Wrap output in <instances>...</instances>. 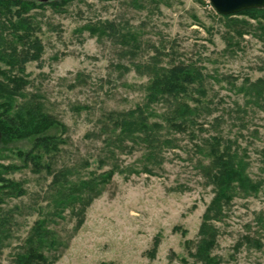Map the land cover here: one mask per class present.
Segmentation results:
<instances>
[{
  "label": "rangeland",
  "instance_id": "obj_1",
  "mask_svg": "<svg viewBox=\"0 0 264 264\" xmlns=\"http://www.w3.org/2000/svg\"><path fill=\"white\" fill-rule=\"evenodd\" d=\"M28 12L39 22L44 52L41 59L25 64L23 96L10 100L16 107L25 97L35 98L66 130L54 154L34 150L40 154L38 169L25 158L33 137L0 142V264H15L39 222L48 231L43 253L49 264L50 229L59 245L54 264H200L190 256L194 245L187 242L198 240L214 191L201 170L208 159L196 148L198 141L188 133L171 132L178 147L159 151L152 165L141 140L112 146L114 155L108 156L109 133L102 123L109 111L145 104L151 76L137 66L195 62L203 67L207 95L193 91L186 100L194 105L191 98L199 97L210 107V114L203 110L199 121L204 129L194 128L198 140L214 134L213 119L222 116L221 132L238 139L247 152L249 173L261 177L264 110L245 103L231 83L264 77V37L247 34L237 53L226 50L225 28L209 0H71L59 8L40 5ZM105 20L137 40L124 45L84 29ZM243 107L246 112L234 111ZM150 109L152 121L168 126V102ZM111 169L112 176L100 182ZM60 171L66 172L68 186L98 182L91 193H75L87 205L77 201L60 207L57 187L52 186ZM260 216L264 219V188L257 195L234 198L217 222L220 232L213 253L223 258L222 264H264ZM246 235L258 238L262 248L237 249Z\"/></svg>",
  "mask_w": 264,
  "mask_h": 264
},
{
  "label": "trees",
  "instance_id": "obj_2",
  "mask_svg": "<svg viewBox=\"0 0 264 264\" xmlns=\"http://www.w3.org/2000/svg\"><path fill=\"white\" fill-rule=\"evenodd\" d=\"M70 1L0 0V142L8 145L15 139L33 137V147L26 152L25 158L33 162L37 169L40 168V154L34 153V150H39L38 152L50 150V155L54 154L62 142L61 133L66 130V126L57 116L45 112L42 104L35 98L26 100L25 97L24 102L16 107L12 105L10 98L15 95L23 96L22 89L27 84L24 76L25 64L41 59L44 52V45L37 33L40 30L39 22L32 15H28V11L40 5L59 8ZM217 16L225 28L222 37L227 43L226 50L232 54L241 49L240 40L245 35H257L259 32V37H264V8L245 9L231 15L218 13ZM84 29L100 39L106 37L120 41L124 45L129 44L130 40H137L135 34L119 32L116 23L110 20L87 24ZM140 68L151 76L147 85L145 104L126 111L107 112L105 116L107 119L102 123V128L108 130L109 133L106 138L109 148L108 156L114 155L115 151L112 146L119 147L123 146L126 141L135 143L141 140L146 143L148 162L154 165L159 151L165 147H178L176 140L170 137L171 132L188 133L192 139L197 140L196 148L208 159L207 164H201V170L207 184L213 187L214 196L204 211L198 240L187 242L189 246L194 245L189 254L200 264H222L223 258L213 253L220 232L217 222L225 217L227 207L234 198L239 195H257L264 188V149L261 150L262 176L253 178L249 173L250 163L246 159L245 148L241 147L237 138L225 136L221 132L220 128L224 121L222 116L213 119L214 134L209 133L208 136H202L200 141L198 140L199 136L194 128L199 125L202 130L204 129V124L199 121L203 110L210 114V107L204 104L199 97L191 98L194 105L186 100L191 97L193 91L198 92L201 97L207 95L205 73L203 67L197 63L179 62L172 66L147 63L137 66V69ZM231 85L243 93L245 103L264 110V77H259L254 81L247 78L246 82L241 85L236 83H231ZM162 101L168 102L172 110L170 115L166 116L167 128L163 122L151 120L154 115L150 109L151 105ZM235 110L247 111L244 107L242 110H237V108ZM164 129L166 131L163 134ZM113 172V169L106 172L100 182L105 178H110ZM65 176L66 172H57L52 181V186L55 189L57 187L58 197L60 196V207L75 206L77 201L80 202L81 207L87 205L88 202H84L85 198L75 193L86 191L91 193L96 187L93 185H97L98 182L96 183L93 179L83 180L81 184L71 182L68 186L67 181L69 180L64 179ZM3 180L0 177V181ZM7 187L12 189L13 185L9 184ZM80 211H83L82 208ZM258 220L264 223L261 216ZM47 233L44 223L39 222L31 231L25 253L16 255L15 264H49L43 253ZM57 241V237L50 229V264H54L59 257L56 253L59 247ZM244 245L257 249L262 248L261 241L251 235L244 236L236 246L239 249Z\"/></svg>",
  "mask_w": 264,
  "mask_h": 264
},
{
  "label": "water",
  "instance_id": "obj_3",
  "mask_svg": "<svg viewBox=\"0 0 264 264\" xmlns=\"http://www.w3.org/2000/svg\"><path fill=\"white\" fill-rule=\"evenodd\" d=\"M49 2L53 0H40ZM217 13L222 15H231L241 12L245 9L264 8V0H209Z\"/></svg>",
  "mask_w": 264,
  "mask_h": 264
}]
</instances>
